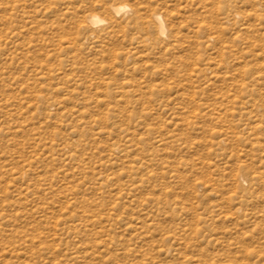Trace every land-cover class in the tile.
I'll return each mask as SVG.
<instances>
[{"label": "rangeland", "instance_id": "obj_1", "mask_svg": "<svg viewBox=\"0 0 264 264\" xmlns=\"http://www.w3.org/2000/svg\"><path fill=\"white\" fill-rule=\"evenodd\" d=\"M0 264H264V0H0Z\"/></svg>", "mask_w": 264, "mask_h": 264}, {"label": "clouds", "instance_id": "obj_2", "mask_svg": "<svg viewBox=\"0 0 264 264\" xmlns=\"http://www.w3.org/2000/svg\"><path fill=\"white\" fill-rule=\"evenodd\" d=\"M156 20L160 23V36L161 37H166L167 35V31L164 27V24H163V21H162V18L160 16H157L156 17ZM90 23L95 27V26H98L102 23H104L102 20L99 19V17H92Z\"/></svg>", "mask_w": 264, "mask_h": 264}, {"label": "bare ground", "instance_id": "obj_3", "mask_svg": "<svg viewBox=\"0 0 264 264\" xmlns=\"http://www.w3.org/2000/svg\"><path fill=\"white\" fill-rule=\"evenodd\" d=\"M128 10H130L129 9V7H128V5H120V6H118V7H114L113 8V12L116 14V15H121L122 13H125L126 11H128ZM95 17H99V16H97V15H94ZM94 16H91V18L89 19L90 21H91V19H92V17H94ZM157 16H160L161 17V15H155V21H156V23L158 24V28H159V30H160V23L156 20V17ZM99 19L100 20H102L103 22H105V20L104 19H102L101 17H99ZM163 24H164V22H163ZM92 25V24H91ZM164 27H165V24H164ZM165 29H166V27H165ZM167 30V29H166Z\"/></svg>", "mask_w": 264, "mask_h": 264}]
</instances>
